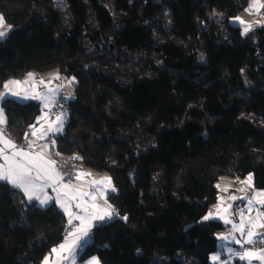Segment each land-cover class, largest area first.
<instances>
[{
  "label": "trees",
  "instance_id": "1",
  "mask_svg": "<svg viewBox=\"0 0 264 264\" xmlns=\"http://www.w3.org/2000/svg\"><path fill=\"white\" fill-rule=\"evenodd\" d=\"M250 0H0V89L12 76L58 69L73 98L58 154L109 172L119 209L98 223L81 260L225 264L220 220L204 217L222 176L264 190V26L233 24ZM22 139L36 100H2ZM127 217V220L123 217ZM56 203L0 182V264H42L67 234Z\"/></svg>",
  "mask_w": 264,
  "mask_h": 264
},
{
  "label": "snow or ice",
  "instance_id": "2",
  "mask_svg": "<svg viewBox=\"0 0 264 264\" xmlns=\"http://www.w3.org/2000/svg\"><path fill=\"white\" fill-rule=\"evenodd\" d=\"M253 6L264 7V3H260V0H254ZM240 23L244 24L245 22L243 20H240ZM4 24V17L0 15V28H3ZM11 27L12 26L9 25L7 30L0 31V38H4L7 35V32L11 30ZM250 29L251 25H247L244 28V33L246 34ZM55 78L59 79V76L57 75ZM34 79V74L29 73L28 80H11L4 83L3 87L7 89L8 93H10L11 95L18 96L19 93L14 92L13 87H21L23 84H28L29 80ZM74 80L75 77H72V79L69 80L68 83L71 84ZM44 83L45 82L43 80H40V84ZM35 91L36 85L33 83L31 85V92ZM48 91L49 93H56V89L49 88ZM25 98L43 100L45 108H49L50 106V97L44 94L37 93L36 95L32 96L30 92H26ZM64 115V113H60L59 115H57L54 120H51L48 123V127L42 131L40 128H37L36 125H30L29 127L32 129L31 135L36 136L37 139H42L46 137L49 133L62 132ZM47 116L48 113L45 112L44 115L38 118L37 123H39L40 120H44ZM6 124L7 118L3 114V109H0V125L6 126ZM37 132L40 133L39 136H37ZM25 138L27 139V133L25 135ZM34 143L35 141H30L29 146ZM51 143L54 145L55 141L53 140L51 141ZM0 145H2V147H0V157H2L4 161L3 164H0V180L8 181L14 187L23 190L29 201L35 199L36 201H38L40 206L46 205L52 199V197L46 194V187H53L54 185H56V187H53V190L57 193V200L58 202H60L61 207L69 216V226L73 225L74 220L79 221V224L72 227L71 230L68 232V237L66 238L65 243L61 244L59 246V249H52L53 253L59 255V253L61 252H68L71 254L74 248H81L82 245L80 244V241L89 235L91 227L94 226L92 222L103 221L106 217L108 219L112 217V212L109 211L111 205H108L106 208H102L100 205L95 203V194L88 192H80L79 189H77L76 193L71 196V199H76L77 195L79 196V202L76 204V208L80 209V212L73 213L71 211V205L67 204V202L65 201L60 200V193L63 191L65 195H68V190L73 188V185L71 184V182H64L63 175H61L60 172L57 171V162L55 160H47L43 155L39 153H32L30 151L25 150L24 148H17L16 144L12 140L7 138L2 127H0ZM7 149H13L14 151L11 153V155H9L6 151ZM70 159L80 160L82 159V157L74 155ZM90 175L91 173L77 172L75 175V179L78 180L81 177ZM41 181L42 183H40ZM105 181L109 185L111 184L110 177L104 178L103 180H93L92 183L95 185H101L104 184ZM251 181L252 176L249 175L246 181H242V183H248L249 186H251ZM217 187H219V185H217ZM98 191H100L101 195L104 194L103 189H98ZM112 191H115L114 187L112 188ZM240 191H243V189H240ZM42 193L43 196H41ZM85 196H89L92 202L89 203L88 201H86L84 199ZM230 199L236 200L238 199V197L232 196L230 197ZM240 199L244 198L241 197ZM254 202L260 205H264V190L257 191L255 193V196L247 199L249 211L252 210V205ZM230 208L231 205H229L227 208H223V213H228ZM117 215L119 214L117 213ZM212 215L213 214L210 212L207 216L204 217V219L207 220L212 217ZM240 215L242 217V220L238 225H234V230L235 232H239L241 236L246 237L244 243L252 245L257 242H264V234H258L255 232V229L257 227L264 228V222H262V219H264V213L260 212L257 209V216L255 218L248 217L247 220L243 219V210H241ZM123 219L127 220V217L125 216L123 217ZM225 223L231 224L232 221L225 217ZM246 224L251 226L247 230ZM220 239L235 240V236L233 234H230L229 236H221ZM235 243L240 244L241 241L235 240ZM228 251L232 252L233 250L229 248ZM234 254L238 255L239 259L241 260L247 259L249 261V264H251V260L253 259L264 261V249H261L259 251L245 249L242 253L237 252ZM212 259L219 260L220 257L217 255L214 256ZM43 264H48L47 258L45 259ZM87 264H99V260L98 258L93 257L90 261L87 262ZM225 264H227V262H225Z\"/></svg>",
  "mask_w": 264,
  "mask_h": 264
},
{
  "label": "crops",
  "instance_id": "3",
  "mask_svg": "<svg viewBox=\"0 0 264 264\" xmlns=\"http://www.w3.org/2000/svg\"><path fill=\"white\" fill-rule=\"evenodd\" d=\"M253 3H254V0H250L249 4L247 5V7L239 15L235 16L234 18H232L233 22H235L237 25L241 26L243 32H244V28L247 25H251V29L256 28L258 26L255 25V24H257V23L259 24L258 20H260V18L264 19V17H260L258 15L259 10L261 9V7H254ZM260 3H264V0H260ZM0 15H2V14L0 13ZM237 18H239V19H237ZM4 20H5L4 27L0 28V31L7 30L8 26L10 25L7 22V20L5 19V17H4ZM240 20H243L245 23L244 24L240 23ZM259 25L264 26L263 24H259ZM9 32H10V30L7 32V36L9 34ZM4 38H0V40H2ZM29 73H33L34 74V76H35L34 80H29L28 84H23L21 87H13V91L19 93L18 96L11 95L10 93H8L7 89H5L4 87L2 89H0V109L2 107V100L7 98V97H12V98L20 100V101L36 100L42 106V113L40 115V117H41L42 115H44V113L46 112V109H47V108L44 107V101L43 100L32 99V98H25L26 97V92H30V94L32 96L36 95L37 93L47 95V96L50 97V105H52V104L55 103L60 89L66 87L61 82V80L63 78V74L58 69H54V70H50V71L42 72V73L30 71L24 76H12L11 78H9L8 81H11V80H19V81L28 80V74ZM57 75L59 76V79L55 78ZM40 80H43L45 83L44 84H40ZM33 83L36 85V91L35 92H31V85ZM49 88L56 89V93L55 94L49 93V91H48ZM3 114L7 118V115H6L5 111H4V109H3ZM65 117H67V114L64 115V118ZM49 122L50 121L46 117L44 120H40L39 123L36 122L34 125H36L37 128H40L41 131H42V130H44V129H46L48 127V123ZM7 123H8V119H7ZM65 124H66V122H65ZM0 127L6 128L7 124H6V126L0 125ZM64 128H65V125H64ZM64 128H63L62 132L64 131ZM54 133L55 134H59L58 132H54ZM39 135H40V133L37 132V136H39ZM7 138L12 140L9 136H7ZM42 139H37V137L34 136L33 141H35V143L33 144V147L32 148H24V149L27 150V151H30L32 153H39V154L43 155L45 157V159H47V160H55L57 155L53 152V150L50 147V145L42 142ZM0 147H2V145H0ZM17 148H20V147H17ZM6 151H7V153L9 155H11V153L14 150L13 149H7ZM3 163H4V161H3L2 157H0V164H3ZM83 166L85 167L84 169H83ZM78 172L91 173V171L88 170L87 166L82 164V163L80 164ZM91 175H92V173H91ZM87 177L88 176H84V177H81L78 180L76 179L75 181H67V180L64 179L65 183L71 182V184L73 185V188L68 190V195H65V193L62 191L60 193V200L67 202V204H70L71 205V211L73 213H79L80 209L76 208V204L79 202V196L77 195L76 199H71V196L76 193L77 189H79L80 192L91 193L87 189L88 186H86V185H89L91 188H95V190H96L95 193L92 192L93 194L96 195V202L95 203L100 201L101 202L100 206L102 208H106L108 205H111V208L109 209V211L112 212L113 205L109 201L108 195L110 193H112V192H116L117 191L116 185L114 184L115 185V187H114L115 191H112V186L108 187L107 189L106 188H102L99 185L93 184L92 181H87L86 180ZM247 177L246 178H236V177H231V176L230 177L229 176H222L220 178L219 182H218L219 190H220L219 199H218V201L216 203H214L210 207L209 211L213 210L215 212V215H216L214 217L215 220H220L225 225L226 228L222 231V232H224V236H229L230 234H233L235 236V240H240L241 243L237 244V243H235V240H231V239L230 240H221L220 239L221 236L218 235V238H219L218 250H219V244L222 245V248H221V250L219 251L218 254H217L218 251L215 253V256L217 254L220 257L219 260H215V261H221L223 263L227 262V264H232V263L233 264H249L248 260H241V259H239L238 255L234 254V253H237V252L241 253V251H240L241 248L240 247H243V245L245 244L244 241L246 239V237L241 236V234L239 232H235V230H234V225H238L241 222V220H242V217L240 215V205L244 204V207L246 205L245 204L246 202L243 201V199H240L241 197L243 198V195L240 194L241 193L240 189H243V194H245V192H244L245 190L247 191V189H248V192H249L250 188L255 187L253 177H252V181H251V186H249L248 183H242V181H246ZM235 179H237V182L235 181ZM0 182L9 183L8 181H5V180H0ZM40 183H42V181ZM9 184L11 186H13L11 183H9ZM248 186H249V188H248ZM53 187H56V185H54ZM53 187H46V189H45L46 194L48 196L52 197V199L46 205H43V206H47L50 203L56 202L61 207L60 202H58V200H57V193L53 190ZM98 189H103L104 194L101 195V193H100V191H98ZM225 189H227V190H225ZM108 191L110 193H108ZM260 191H262V190H260ZM223 195L227 198L225 201H222V199H221V196L223 197ZM41 196H43V193L41 194ZM232 196H236V197H238V199H236V200L230 199V197H232ZM253 196H255V194ZM247 197H249L248 194H247ZM84 199L86 201H88L89 203L92 202L89 196H85ZM33 200H35V199H33ZM229 205H231V208H230L229 212L226 213V214L223 213L222 209L223 208H227ZM257 209L260 212L264 213V205H260V204H257V203L254 202L253 205H252V210L251 211H249L248 207L246 206V209H245L246 211L244 212L243 219L247 220L248 217L255 218L257 216ZM66 215H67V218L69 220V216H68L67 213H66ZM225 217L227 219L231 220L232 223L231 224L225 223ZM106 220H108L107 217L103 221H106ZM103 221H93L92 222L94 226L91 227L89 235L87 237L83 238L80 241L81 245L86 246L87 243L91 242L90 233L93 231V229L95 228V226L98 223H101ZM74 222H76V221L74 220L73 223ZM250 227H251L250 225L246 224V230L248 228H250ZM70 230L71 229L67 230V234H66L64 240L61 243H59L58 245H56L53 249H59V246L61 244L65 243L66 238L68 237V232ZM261 231H262L261 227H257L255 229V232L258 233V234H260ZM220 241H221V243H220ZM229 248H231L233 251L229 252L228 251ZM77 249L78 248H74L71 254L68 253V252H61V253H59V255H57L56 253H53L51 251L50 253H48L45 256V258L43 259V262L47 258L48 264H87V262L90 261L91 258L97 256V255H92V256H89L88 258H86L85 260H81L80 257L82 256L83 252H78ZM43 262H42V264H43ZM259 262H260L259 260H254V259L251 260V264H258ZM260 263H262V262H260ZM99 264H101L100 261H99Z\"/></svg>",
  "mask_w": 264,
  "mask_h": 264
},
{
  "label": "built area",
  "instance_id": "4",
  "mask_svg": "<svg viewBox=\"0 0 264 264\" xmlns=\"http://www.w3.org/2000/svg\"><path fill=\"white\" fill-rule=\"evenodd\" d=\"M258 15L260 17H264V7H261ZM72 83L75 84L76 82H72ZM67 93H68V91L66 88H61L59 91V94L56 98L55 103L50 105L49 108L46 109V112L48 113L47 119L49 121L54 120L57 115H59L60 113H64L65 111H67L69 109V97H68ZM3 130L6 134V136H9L15 142L17 147H20V148H32L33 147V144L31 146H29L30 141H33V139H34V136L31 135L32 129L30 127L28 128V130L26 132L27 133V139L25 138V136L22 139L17 138L7 128H3ZM53 140L55 141L54 145L51 143V141H53ZM42 142L50 145L53 152L57 155V157L55 159V161L57 162L56 168L61 173V175H63L64 179L67 181H75L76 180L75 175L78 172L79 167H80L79 160L70 159L75 154H70L67 156H63V155L58 154V149L56 147V134L54 132L49 133L46 137H44L42 139ZM235 181L237 182V179H235ZM254 192H255V188H252L248 192V196L253 197ZM117 213L119 214V209L117 207L113 206L112 207V217L108 220L115 219L118 216ZM262 222H264V219L262 220ZM78 224H79L78 221L74 222L72 226H69V224H68L67 230L71 229L72 227H74L75 225H78ZM260 234H264V228H262V232ZM93 237H94V232L92 231L90 233L91 241H92ZM84 249H85V246L82 245V247L78 248L77 251L83 252ZM245 249H249V250L264 249V242H257V243H254L252 245L245 243L243 245V247H241L240 250L244 251ZM220 263H223V262L220 261Z\"/></svg>",
  "mask_w": 264,
  "mask_h": 264
},
{
  "label": "rangeland",
  "instance_id": "5",
  "mask_svg": "<svg viewBox=\"0 0 264 264\" xmlns=\"http://www.w3.org/2000/svg\"><path fill=\"white\" fill-rule=\"evenodd\" d=\"M258 22H259V24H263L264 25V19H261L260 18V20H258ZM233 24H235V25H237L235 22H233ZM258 23L257 24H255V25H257L258 27H260L261 25H259ZM7 37V35L5 36V38ZM44 75V74H43ZM69 80H71L70 78H67L66 76H63V78H62V80H61V82L66 86L65 88H67V91H68V97L71 99V98H73V89H74V87H73V85H72V83L71 84H69L68 83V81ZM1 109H3L2 107H1ZM64 114H67V111H65L64 112ZM66 120H67V117H65L64 119H63V128H64V125H65V122H66ZM4 128V127H3ZM7 128V127H6ZM58 133H62V132H58ZM85 167L83 166V169H84ZM87 168H88V170L89 171H91V173H92V175H90V176H88L87 178H86V180L87 181H93V180H103L104 178H108V177H110L111 178V184L109 185L106 181H105V183L104 184H101V185H99V186H101L102 188H108V187H110V186H112V188L113 187H115V182H114V178H113V176L109 173V172H106V171H97V170H95V169H93V168H90V167H88L87 166ZM58 170V169H57ZM61 174V173H60ZM252 177H253V180H254V176L253 175H251ZM230 177V176H229ZM86 185V184H85ZM86 186H88L87 187V189H88V191H90L91 193L93 192V193H95L96 192V190H95V188H91L89 185H86ZM248 188H249V186H248ZM253 188H255V192H257V191H260V189H258V188H256V187H253ZM252 188H250L249 190H251ZM111 190V189H110ZM245 192V194H243V191H241V195H243V201H245L246 203V205H245V207H244V204H241L240 205V212H241V210H243V212H245L246 210V206L248 207V205H247V199L248 198H251V197H247V194H248V189H247V191L245 190L244 191ZM255 192H254V194H255ZM108 193H110L109 191H108ZM222 194V193H221ZM221 199H222V201H225L227 198L223 195V197L221 196ZM96 202V201H95ZM98 203V205H100V201H98L97 202ZM212 213L213 215H212V217H210L209 219H215L214 217L216 216L215 215V212L213 211V210H211V211H209L208 213H207V215L209 214V213ZM206 215V216H207ZM262 232V231H261ZM218 235L219 236H224V232H219L218 233ZM220 243H221V241H220ZM88 244V243H87ZM241 246V245H240ZM221 248H222V245L221 244H219V250H218V252H217V254L219 253V251L221 250ZM241 248V247H240ZM261 250V249H260ZM241 251V250H240ZM253 251H259V250H253ZM243 251H241V253H242ZM217 254H216V256H217ZM215 256V254L213 255V257ZM96 258H98V260L100 261V263L101 264H103L102 263V261L100 260V258L98 257V256H96ZM245 260H247V259H245ZM255 260V259H254ZM212 261L213 262H215V260H213L212 259ZM260 262H262V263H260ZM258 264H264V261H260ZM233 264V263H232Z\"/></svg>",
  "mask_w": 264,
  "mask_h": 264
}]
</instances>
